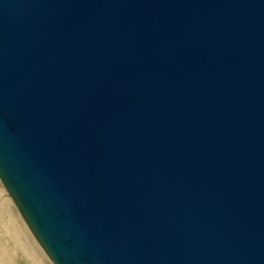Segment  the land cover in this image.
Here are the masks:
<instances>
[{"label": "water", "instance_id": "water-1", "mask_svg": "<svg viewBox=\"0 0 264 264\" xmlns=\"http://www.w3.org/2000/svg\"><path fill=\"white\" fill-rule=\"evenodd\" d=\"M0 178L56 264H264V0H0Z\"/></svg>", "mask_w": 264, "mask_h": 264}, {"label": "bare ground", "instance_id": "bare-ground-1", "mask_svg": "<svg viewBox=\"0 0 264 264\" xmlns=\"http://www.w3.org/2000/svg\"><path fill=\"white\" fill-rule=\"evenodd\" d=\"M14 201L5 194V189L0 186V206L3 207L4 213L8 216L5 223V229L9 231L6 234L7 238L19 246L20 250L31 260L32 264H54L55 260L48 253L41 240L35 235L29 223L19 210L15 209L16 203ZM7 249L0 240V264H13Z\"/></svg>", "mask_w": 264, "mask_h": 264}, {"label": "rangeland", "instance_id": "rangeland-1", "mask_svg": "<svg viewBox=\"0 0 264 264\" xmlns=\"http://www.w3.org/2000/svg\"><path fill=\"white\" fill-rule=\"evenodd\" d=\"M0 186L5 189V194L12 198V194L9 192V190L7 189L6 185L4 184V182L1 180L0 178ZM3 185V186H2ZM7 191V192H6ZM14 203H16L14 201ZM0 240H1V243H3L5 246H6V249H7V252L13 262V264H32L31 260L25 256V254H23L22 250H20L19 246L16 245L13 241H11L9 238H7L6 234H8V230L5 229V223H6V220L8 218L7 214L4 213V209L3 207L0 206ZM18 209L19 212L22 214L21 210L19 209L18 205L15 204V209ZM14 210V209H13ZM15 211V210H14ZM23 216V214H22ZM24 217V216H23ZM25 218V217H24ZM16 245V246H15ZM19 249V250H18ZM53 261V260H52ZM54 262V261H53ZM55 264V262H54Z\"/></svg>", "mask_w": 264, "mask_h": 264}]
</instances>
